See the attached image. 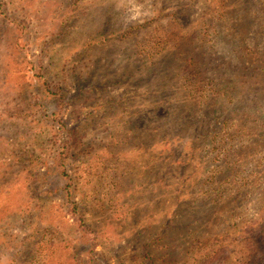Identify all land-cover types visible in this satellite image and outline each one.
<instances>
[{"label":"rangeland","instance_id":"1","mask_svg":"<svg viewBox=\"0 0 264 264\" xmlns=\"http://www.w3.org/2000/svg\"><path fill=\"white\" fill-rule=\"evenodd\" d=\"M0 264H264V0H0Z\"/></svg>","mask_w":264,"mask_h":264}]
</instances>
